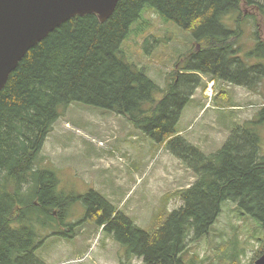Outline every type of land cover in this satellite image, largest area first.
Returning a JSON list of instances; mask_svg holds the SVG:
<instances>
[{
  "label": "trees",
  "instance_id": "1",
  "mask_svg": "<svg viewBox=\"0 0 264 264\" xmlns=\"http://www.w3.org/2000/svg\"><path fill=\"white\" fill-rule=\"evenodd\" d=\"M247 6L264 20V5L255 0H120L107 21L94 13L72 17L27 52L0 92V264H46L36 255L46 239L36 225L49 226L66 203L57 194L56 173L38 168L37 161L60 108L75 102L126 116L195 173V182L180 192L182 205L158 217L148 230L95 191L80 197L86 217L111 234L127 255L144 264H185L189 240L210 232L228 200L264 226L259 131L264 107L255 118L233 125L222 147L211 154L178 129L203 76L250 90L263 81L264 63L250 65L238 42L241 24L251 18L241 22ZM147 10L188 31L201 47L180 58L165 89L147 68L127 61L123 47L136 27V32L144 30ZM233 13L239 30L225 22ZM254 39L247 57L264 59L261 30ZM151 45L147 40V52ZM263 252L264 239L249 264Z\"/></svg>",
  "mask_w": 264,
  "mask_h": 264
},
{
  "label": "rangeland",
  "instance_id": "2",
  "mask_svg": "<svg viewBox=\"0 0 264 264\" xmlns=\"http://www.w3.org/2000/svg\"><path fill=\"white\" fill-rule=\"evenodd\" d=\"M255 1L264 5V0ZM244 10L241 22L248 15L251 18L240 26L241 56L250 65L264 63V59L247 57L256 44L255 32L261 30L264 38V20L255 7ZM225 19L238 29L235 13ZM143 20L144 30L136 32V27L124 42L126 59L147 68L149 76L165 89L181 59L201 47L188 31L153 10H147ZM147 40L152 43L149 52ZM203 77L178 129L204 153L211 154L222 147L233 125L255 118L264 107V79L257 90H250ZM259 131L264 154V121ZM37 162L38 168L56 173L57 194L66 203L61 215L54 213L51 227L40 222L36 225L40 238L46 237L36 255L46 264H144L141 258L127 255L111 234L86 217V204L80 197L95 191L148 230L158 217L182 205L180 192L196 180L186 164L126 116L79 102L60 108ZM263 239V223L243 215L228 200L210 232L189 240L183 259L185 264H249Z\"/></svg>",
  "mask_w": 264,
  "mask_h": 264
},
{
  "label": "water",
  "instance_id": "3",
  "mask_svg": "<svg viewBox=\"0 0 264 264\" xmlns=\"http://www.w3.org/2000/svg\"><path fill=\"white\" fill-rule=\"evenodd\" d=\"M120 0H0V92L27 52L75 16L94 13L101 22ZM254 264H264V252Z\"/></svg>",
  "mask_w": 264,
  "mask_h": 264
},
{
  "label": "built area",
  "instance_id": "4",
  "mask_svg": "<svg viewBox=\"0 0 264 264\" xmlns=\"http://www.w3.org/2000/svg\"><path fill=\"white\" fill-rule=\"evenodd\" d=\"M212 87H213V83H212Z\"/></svg>",
  "mask_w": 264,
  "mask_h": 264
},
{
  "label": "flooded vegetation",
  "instance_id": "5",
  "mask_svg": "<svg viewBox=\"0 0 264 264\" xmlns=\"http://www.w3.org/2000/svg\"><path fill=\"white\" fill-rule=\"evenodd\" d=\"M55 233H56V231H55Z\"/></svg>",
  "mask_w": 264,
  "mask_h": 264
}]
</instances>
